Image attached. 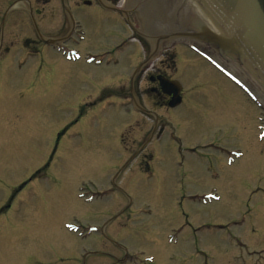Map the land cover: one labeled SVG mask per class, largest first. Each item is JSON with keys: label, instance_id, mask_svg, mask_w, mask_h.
Listing matches in <instances>:
<instances>
[{"label": "rangeland", "instance_id": "obj_1", "mask_svg": "<svg viewBox=\"0 0 264 264\" xmlns=\"http://www.w3.org/2000/svg\"><path fill=\"white\" fill-rule=\"evenodd\" d=\"M47 1L38 8L46 14L55 12L57 5L61 17L59 0ZM65 1L74 11L73 1L80 0ZM83 30V50L102 51L117 41L114 35L104 38L106 29L96 27L90 19ZM176 50L188 56L184 48ZM192 60L197 67L201 64ZM41 64L39 84L26 89L20 117L9 119L6 138L0 139V264H81L77 258L83 242L69 234L65 223L78 218L94 231L120 208L122 213L129 210L132 221L125 226V214L120 215L104 237L131 252V264H264V112L262 115L246 92L219 77L218 91L203 96L191 93L197 96L192 104L187 110H177L186 113L189 122L179 132L178 152L186 164H196L198 179L183 185L146 181L136 172L138 160H127L149 120L142 118L134 132L126 127L133 115L117 100L115 81L107 80L119 70L109 69L105 63L88 64L84 57L67 60L52 51L43 56ZM180 66L176 61V67ZM30 75L26 73L27 81ZM99 77L105 82L99 87L103 91L93 88ZM196 79L193 83L202 81ZM100 95L102 101L90 105ZM119 123L125 129V142L116 141L115 147L111 135ZM214 130L219 145H225L223 153L210 149L218 157L199 147L211 140ZM56 143L45 170L48 178H37L19 189L48 161ZM122 144L132 148L125 152L119 148ZM187 147L196 148L200 159L195 152H185ZM253 191L256 195L249 196ZM80 192L84 196H78ZM180 193L194 196H178ZM44 196L48 200L45 207L41 204ZM109 196H119L121 201ZM235 220L240 224L232 225ZM117 223L124 225L119 232L115 226L111 229ZM187 224L206 226L191 231ZM91 231L89 248L113 249ZM195 246L202 254L196 253Z\"/></svg>", "mask_w": 264, "mask_h": 264}, {"label": "flooded vegetation", "instance_id": "obj_2", "mask_svg": "<svg viewBox=\"0 0 264 264\" xmlns=\"http://www.w3.org/2000/svg\"><path fill=\"white\" fill-rule=\"evenodd\" d=\"M73 2L74 11H71L69 7L66 13L64 4L68 3L65 0H59L62 12L59 17L57 16L59 11L57 5L55 12L48 11L46 14L38 8V5L48 3L47 0H0V139L6 138L4 132L9 119L20 117V109L25 103L24 92L26 89L34 88L39 84L38 74L42 68L43 56L49 51L59 54L65 48L77 47L81 54L84 53L95 58L97 65L105 63L107 68L119 70L115 76L108 77L107 80L108 82L115 81L117 100L124 108H127L130 115H133L129 122H125L126 127L131 126L134 132L142 118L149 120L148 124H144L146 129L144 135L135 140L134 149L131 151L132 155L128 158V160L131 159L130 162L138 160V170L136 171L138 176L146 178L147 181L157 180L168 183L174 181L178 185H183L188 180L198 179L196 164H186L182 158L183 154L181 151L178 152L181 146L179 132L187 128L189 122L186 119V113L182 114L177 110H187L197 96L218 91L219 81L217 79L219 77L224 82L229 81L198 54L190 50L188 46L180 44V39L160 40L161 38H158L153 31L154 27L143 21L144 18H147L145 11L139 6L136 7L133 0H80ZM86 19H90L96 27L103 26L106 29L103 33L104 38L108 39L114 35L117 41L102 51L83 50L80 42L85 39L83 25ZM112 27L115 28L110 30ZM43 30L50 32L44 33ZM140 45L144 47L139 54ZM179 47L184 48L190 57L185 56L183 51L177 52L176 49ZM192 59L200 61L201 64L197 67ZM176 61H179L180 68L176 67ZM27 72H31L28 81L26 80ZM171 72L178 73L180 77L174 76ZM197 77L202 81L193 83ZM171 80H177L180 83L181 101L174 107L170 106L171 90H174L173 87L176 85H172ZM104 83L102 77L95 79L94 90H101L99 87ZM184 83L192 86L187 89ZM193 92H197L196 97L191 95ZM86 98H89V95ZM102 99L103 97L100 95L90 105H95L97 104L96 100L102 101ZM207 119L208 116L205 121ZM124 130L123 123H119L116 132L111 135L115 147H118L116 141L119 144L125 142ZM210 136L211 140L199 147L205 146L217 153H223L225 145H219L217 142L218 132L211 131ZM56 147L57 143L48 161L40 170L23 182L19 189L25 185L33 184L37 178H48L45 170L50 167L52 154ZM119 148L126 152L132 147L122 144ZM186 151L193 153L196 148L187 147ZM212 153L218 157L217 153ZM172 156L175 160H172ZM199 157L200 155L195 152V158L199 159ZM40 187L42 189V186ZM252 195H256L255 191ZM178 196L193 195L180 193ZM44 197L41 204L45 207L48 200L46 196ZM115 197L113 200L117 199L118 203L119 198ZM10 206L9 202L3 208L6 211ZM121 209L123 210L120 208L117 214L107 217L99 225V235L103 238L101 242L103 245L110 244V247L113 248L111 251L92 249L91 246L89 248L88 243H90L91 235L86 230L88 225H82L81 222L73 218V221L78 223L79 229L83 231L82 235H73L83 242L80 247L82 255L77 258L81 264L132 263L134 258L130 256L133 255L131 252H128L124 246L117 242L104 237L108 226L120 215L125 214L126 223H123L128 226L129 210L125 212V209L122 213ZM124 225L113 224L111 229L115 226V232H119V227L124 228ZM118 252L119 256H117Z\"/></svg>", "mask_w": 264, "mask_h": 264}, {"label": "water", "instance_id": "obj_3", "mask_svg": "<svg viewBox=\"0 0 264 264\" xmlns=\"http://www.w3.org/2000/svg\"><path fill=\"white\" fill-rule=\"evenodd\" d=\"M139 5L160 40L194 41L248 81L264 103V0H143Z\"/></svg>", "mask_w": 264, "mask_h": 264}, {"label": "bare ground", "instance_id": "obj_4", "mask_svg": "<svg viewBox=\"0 0 264 264\" xmlns=\"http://www.w3.org/2000/svg\"><path fill=\"white\" fill-rule=\"evenodd\" d=\"M115 198H119L118 196H116ZM120 200V199H119ZM119 200H118V202H119ZM121 201V200H120ZM68 246H70V245H66V247H68Z\"/></svg>", "mask_w": 264, "mask_h": 264}]
</instances>
